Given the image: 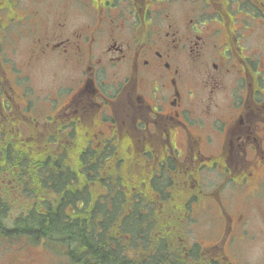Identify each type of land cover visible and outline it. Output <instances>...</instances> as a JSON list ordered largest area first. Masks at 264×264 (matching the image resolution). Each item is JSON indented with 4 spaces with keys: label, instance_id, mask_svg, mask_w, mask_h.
Masks as SVG:
<instances>
[{
    "label": "flooded vegetation",
    "instance_id": "af4514ba",
    "mask_svg": "<svg viewBox=\"0 0 264 264\" xmlns=\"http://www.w3.org/2000/svg\"><path fill=\"white\" fill-rule=\"evenodd\" d=\"M62 2L78 8L79 24L46 16L36 0H0V124L33 138L78 131L80 154L104 157L109 187L128 189L135 203L161 189L188 264H240L245 240L264 250V0ZM22 38L24 65L57 62L67 73L40 118L22 70L6 61ZM104 176L87 186L106 193ZM192 212L206 216V244L181 230ZM1 246L13 264L45 255Z\"/></svg>",
    "mask_w": 264,
    "mask_h": 264
},
{
    "label": "trees",
    "instance_id": "16d2710c",
    "mask_svg": "<svg viewBox=\"0 0 264 264\" xmlns=\"http://www.w3.org/2000/svg\"><path fill=\"white\" fill-rule=\"evenodd\" d=\"M49 145L0 124V245L60 250L58 264H188L178 248L177 213L161 189L148 190L145 206L135 203L128 189L109 187L104 157L80 154L79 137L54 133ZM104 171L108 188L98 195L87 183ZM6 181L19 186L22 205Z\"/></svg>",
    "mask_w": 264,
    "mask_h": 264
},
{
    "label": "rangeland",
    "instance_id": "374dc122",
    "mask_svg": "<svg viewBox=\"0 0 264 264\" xmlns=\"http://www.w3.org/2000/svg\"><path fill=\"white\" fill-rule=\"evenodd\" d=\"M31 0H21V3L23 6H27L28 3ZM37 7L41 12H44L46 16L48 14H51L53 18L56 15H60L61 13H65V17L69 23L76 22V24H79L83 20V16L78 10V8L72 6V7H66L65 4L62 2V0H36ZM29 8V6H27ZM63 13V14H64ZM28 43L27 38H22V43H18L13 50H4L8 53L9 59H6L7 63L12 65L14 68L13 73L19 69L22 70V78L26 80L28 83V88L27 90L31 91L33 94V97H36L35 104H33L34 107L38 108V114L37 116L40 118L42 113L46 111L45 108V100L46 97L49 95L50 92H53L60 84L64 82V78L67 75L65 67L63 64H58V66L54 64H49L45 61H42V63H34L30 67H27V65H24L26 61L29 59L27 58L28 52L24 50V47ZM17 68V69H16ZM16 69V70H15ZM18 75V73H16ZM26 90V91H27ZM14 130L17 132L18 135H20L22 138L25 136H29V132H27V129L19 128V125H13ZM37 133L35 134L36 137L40 138L43 143L45 142L46 147H49L50 150L53 149V146L51 147L49 145V139L46 138L48 136V131L45 129L41 130H36ZM76 137L79 136L78 131L74 134ZM73 142H71L72 144ZM11 187L12 190V195L14 197V201L18 204H23L24 202V197H22L20 191H16L15 188H19L15 183L12 184ZM116 191L119 190V188L115 189ZM103 192H99V194H102ZM144 202L143 205L145 206L148 204V198L143 197ZM15 212V211H14ZM192 216L195 222L190 223L186 228H182V231H185L186 234L189 236L191 240H196V241H203L204 239L203 236L206 233V228H207V221L205 219V215H196L192 212ZM182 218L185 219L184 215ZM192 220V221H193ZM178 226V225H177ZM179 228V227H178ZM180 229V228H179ZM183 234V233H182ZM181 237V236H180ZM179 238V236H178ZM204 244H206L203 241ZM25 252L28 250H33V245L27 244ZM237 261L240 264H256L258 261L262 262L264 259L261 258L264 256V250L261 248L257 247L256 242H248V240L238 242L237 244ZM178 246H179V240H178ZM37 248V247H36ZM10 249V248H8ZM23 249V250H24ZM260 251L257 252V251ZM60 251V250H59ZM56 251L53 253L52 251H47L45 249V255L41 258L40 264H58V259L61 258L62 261V254L61 252ZM14 251H8V250H3L2 246L0 245V264H13L14 259H8V257L12 254ZM23 252V251H22ZM63 259H66L63 257ZM55 261V262H52Z\"/></svg>",
    "mask_w": 264,
    "mask_h": 264
}]
</instances>
